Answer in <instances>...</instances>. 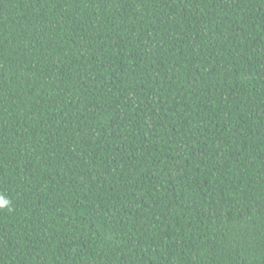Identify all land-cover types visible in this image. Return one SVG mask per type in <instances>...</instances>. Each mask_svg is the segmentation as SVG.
Instances as JSON below:
<instances>
[{
  "label": "trees",
  "instance_id": "trees-1",
  "mask_svg": "<svg viewBox=\"0 0 264 264\" xmlns=\"http://www.w3.org/2000/svg\"><path fill=\"white\" fill-rule=\"evenodd\" d=\"M0 264H264V0H0Z\"/></svg>",
  "mask_w": 264,
  "mask_h": 264
},
{
  "label": "clouds",
  "instance_id": "clouds-1",
  "mask_svg": "<svg viewBox=\"0 0 264 264\" xmlns=\"http://www.w3.org/2000/svg\"><path fill=\"white\" fill-rule=\"evenodd\" d=\"M9 201L8 200H5L3 198H0V209H3L5 207H8L9 206Z\"/></svg>",
  "mask_w": 264,
  "mask_h": 264
}]
</instances>
